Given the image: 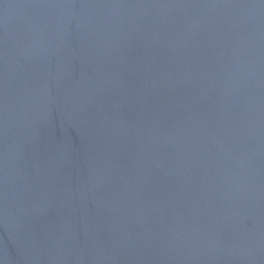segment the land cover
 Returning <instances> with one entry per match:
<instances>
[{
  "label": "water",
  "instance_id": "obj_1",
  "mask_svg": "<svg viewBox=\"0 0 264 264\" xmlns=\"http://www.w3.org/2000/svg\"><path fill=\"white\" fill-rule=\"evenodd\" d=\"M0 264H264V0H0Z\"/></svg>",
  "mask_w": 264,
  "mask_h": 264
}]
</instances>
